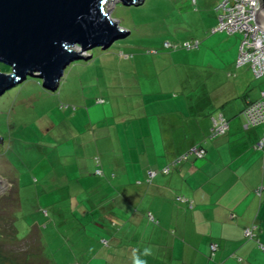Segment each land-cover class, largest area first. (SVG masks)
<instances>
[{"label":"rangeland","instance_id":"obj_1","mask_svg":"<svg viewBox=\"0 0 264 264\" xmlns=\"http://www.w3.org/2000/svg\"><path fill=\"white\" fill-rule=\"evenodd\" d=\"M218 1L111 0L107 11L128 35L106 48L73 46L92 55L71 62L55 89L28 75L0 95V264H80L84 245L102 242L88 201L102 194L101 179L118 163L141 167L140 142L163 119H193L195 104L233 82L229 103L250 95L256 80L236 64L242 35L215 32Z\"/></svg>","mask_w":264,"mask_h":264},{"label":"crops","instance_id":"obj_2","mask_svg":"<svg viewBox=\"0 0 264 264\" xmlns=\"http://www.w3.org/2000/svg\"><path fill=\"white\" fill-rule=\"evenodd\" d=\"M249 70L255 87L239 104L229 103L238 86L234 82L213 91L195 104L193 119H163L157 134L140 142L145 144L141 149L129 148V154L140 149L145 156L141 167L118 163L117 175L98 182L108 194L88 201L96 202L90 213L98 219L102 242L96 237L95 246L84 245L80 264H135L137 259L146 264H264L259 247L264 244V149L257 148L264 125L247 127L243 115L247 102L259 98L264 78L256 79ZM220 115L229 130L211 139ZM195 146L206 149L204 158L190 157L168 174L161 172ZM100 169L103 173L95 174L104 178ZM149 170L158 172L151 182ZM248 228L254 239L245 236ZM213 243L219 246L214 258Z\"/></svg>","mask_w":264,"mask_h":264},{"label":"water","instance_id":"obj_3","mask_svg":"<svg viewBox=\"0 0 264 264\" xmlns=\"http://www.w3.org/2000/svg\"><path fill=\"white\" fill-rule=\"evenodd\" d=\"M120 1L132 6L145 0ZM109 2L0 0V63L4 71L5 65L12 69L3 73L0 68V95L28 75L44 79V86L55 89L71 62L92 55H83V50L99 44L106 48L111 40L128 35L107 11ZM255 20L264 29V0H260ZM76 44L83 50H73Z\"/></svg>","mask_w":264,"mask_h":264},{"label":"built area","instance_id":"obj_4","mask_svg":"<svg viewBox=\"0 0 264 264\" xmlns=\"http://www.w3.org/2000/svg\"><path fill=\"white\" fill-rule=\"evenodd\" d=\"M218 25L216 31H224L229 34H241L242 40L239 49V55L236 61L238 67L249 66L252 69L256 79L264 78V29L260 27L255 15L260 10V0H219L217 7ZM187 48L199 46V42H188ZM247 127H256L264 125V88L260 92V98L250 101L243 111ZM229 130V121L220 115L213 121L210 138L214 139L224 135ZM257 148L264 149V138L257 143ZM206 149L203 146H195L187 152L179 156L170 166L162 169L163 174H168L171 167H176L182 162L187 161L190 157L202 159L206 155ZM98 174H102L100 168L97 169ZM158 175L155 170L148 171V182H151ZM260 193V189L258 190ZM179 200L186 201L179 197ZM245 236L249 239L255 238L252 229L245 230ZM104 243H107L104 241ZM264 252V245H259ZM218 244L211 245V256H216Z\"/></svg>","mask_w":264,"mask_h":264},{"label":"trees","instance_id":"obj_5","mask_svg":"<svg viewBox=\"0 0 264 264\" xmlns=\"http://www.w3.org/2000/svg\"><path fill=\"white\" fill-rule=\"evenodd\" d=\"M2 66H3V64L0 63L1 72H3V73H9V72H12V69H11L10 66L5 65V66H6V69H7L6 71H4V69H3ZM4 68H5V67H4ZM42 82H44V81H42ZM259 98H260V96H259ZM259 98H258V99H259ZM256 100H257V99H256ZM252 101H254V100H252ZM249 102H250V101L247 102V105L249 104ZM247 105H246V106H247ZM245 108H246V107H245ZM243 111H244V110H243ZM97 164H99V166L101 165V164H100V160H99V158H97ZM98 168H101V167H98ZM149 171H150V170H149ZM102 173H103V172H102ZM147 179H148V172H147ZM248 229H249V228H248ZM263 245H264V244H263ZM218 247H219V246H218ZM211 257H212V256H211ZM213 258H214V257H213ZM14 263H15V264H22V263H20V262H18V261H16V260L14 261Z\"/></svg>","mask_w":264,"mask_h":264},{"label":"clouds","instance_id":"obj_6","mask_svg":"<svg viewBox=\"0 0 264 264\" xmlns=\"http://www.w3.org/2000/svg\"><path fill=\"white\" fill-rule=\"evenodd\" d=\"M144 252H145V254L147 255V254L149 253V250H148V249H145ZM135 264H146V261H143V260H139V259H137V260L135 261Z\"/></svg>","mask_w":264,"mask_h":264}]
</instances>
